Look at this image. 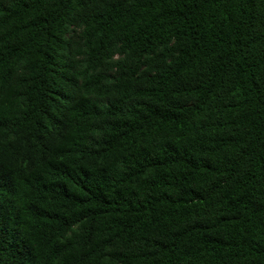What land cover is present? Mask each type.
<instances>
[{
	"label": "trees",
	"instance_id": "16d2710c",
	"mask_svg": "<svg viewBox=\"0 0 264 264\" xmlns=\"http://www.w3.org/2000/svg\"><path fill=\"white\" fill-rule=\"evenodd\" d=\"M0 264H264V0H0Z\"/></svg>",
	"mask_w": 264,
	"mask_h": 264
}]
</instances>
